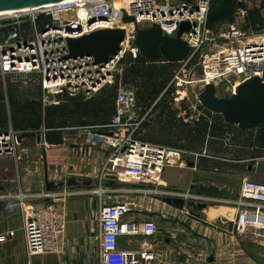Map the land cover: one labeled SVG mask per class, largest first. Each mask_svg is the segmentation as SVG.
<instances>
[{
  "label": "built area",
  "instance_id": "built-area-1",
  "mask_svg": "<svg viewBox=\"0 0 264 264\" xmlns=\"http://www.w3.org/2000/svg\"><path fill=\"white\" fill-rule=\"evenodd\" d=\"M210 4L211 0H68L0 16V74L5 81L41 86L44 97L64 94L74 97L79 93L89 97L106 86L116 85L120 61L126 54L134 59L141 54L135 44L136 25L148 28L157 23L163 34L176 36L181 24L188 21L191 28L182 38L191 51L186 59L179 61L181 68L174 70L167 87L173 88L175 101L183 102L189 98V87L199 86L201 89L195 97L201 104L199 93L205 86L213 84L218 90L223 82L229 81L233 85L226 92H232L238 84L252 76L262 77L264 72V32H250L235 21L224 23L217 30L209 28ZM125 14L134 20L125 22ZM12 24L30 27L9 33L2 31L4 25ZM125 24L132 26L130 30ZM119 27L126 28V38L122 50L107 63H95L92 56H67L68 38ZM127 37L131 40L129 49L125 47ZM194 57H200V69L194 70L195 73L191 72L193 66L190 68ZM126 86L121 82L117 85L115 113L109 123L83 127L87 143L105 146L110 151L103 166V177L123 184H148L151 193L206 203V194L163 187L165 167L182 160V153L135 138L142 120L138 118L135 89ZM21 139L20 132L12 127L0 130V155L10 154L17 160L28 157L30 149L22 146ZM105 191L100 187L95 192L103 197ZM239 192L240 197L234 198L238 208L236 231L258 236L264 231V182L245 180ZM72 194L67 188L39 193L21 189L16 193L0 192V202H5L8 211L23 215L26 252L30 259L63 252L67 223L57 202ZM37 199L42 200L39 206L29 203ZM100 203L99 249L96 259L86 264H154L155 254L148 242L136 249H125L121 248L120 239L140 233L150 238L156 234L157 224L151 219L142 224L134 219L127 221V215L135 211L131 202L100 200ZM15 235L16 230L11 229L0 234V241Z\"/></svg>",
  "mask_w": 264,
  "mask_h": 264
},
{
  "label": "crops",
  "instance_id": "crops-1",
  "mask_svg": "<svg viewBox=\"0 0 264 264\" xmlns=\"http://www.w3.org/2000/svg\"><path fill=\"white\" fill-rule=\"evenodd\" d=\"M262 3L264 8V0ZM9 27L13 28L8 30ZM29 27L28 24L23 27L4 25L2 31L9 33ZM20 88L25 93L21 100L16 99L20 104L26 105L33 100L42 101L43 106L60 103L52 102L59 99L57 96L44 97L39 85H20ZM138 88V85L134 86L135 90ZM158 100L159 97L150 106L138 100V118L142 122L135 138L182 153V160L165 167L163 187L184 189L192 183H213L239 190L243 181L248 179L264 182V165L260 166L264 164V122L253 129H242L198 102L188 105L186 101L174 99L170 102L174 115L166 111L161 114L162 106L155 107ZM27 111L31 113L30 108ZM39 113L29 117L21 114L17 128L9 121L7 128L20 132L21 144L30 149V154L18 160L10 154L0 155V192L16 193L20 189L33 193L45 191L47 176L49 181H64L63 187L53 189L61 191L67 188L73 192L57 202L67 223L62 242L66 254L59 258L57 264L90 263L98 252L92 250L93 235L99 233V226L96 233L92 230L91 211L95 202L100 205V200L104 203L127 201L130 192L137 194L145 190L138 187L147 189L151 186L144 183L117 184L103 177V166L110 151L105 146L87 147L83 134V127L106 125L102 122L103 117H99L101 121L97 123L88 121L91 123L88 125L68 122L61 127H47L40 116L42 112ZM40 146L46 148H43L41 163L38 158ZM50 151L53 152L51 157ZM70 179L74 180L68 185ZM100 187L106 190L103 197L95 192ZM150 194L156 196L155 193ZM206 198L207 207L200 213L220 218L222 225L211 224L202 218L197 221L193 217L191 228L174 233L157 226L156 234L147 240L155 254L154 264H264V231L255 236L230 229L232 215L236 218L238 211L234 198L213 195ZM41 201L30 200L29 203L39 206ZM170 207H165L161 213L169 212ZM189 210L179 211L189 215ZM0 216L4 217L0 224L3 234L15 229V221L23 222L22 213L8 211L5 202H0ZM133 237L123 236L121 248L136 249L145 242L137 235Z\"/></svg>",
  "mask_w": 264,
  "mask_h": 264
},
{
  "label": "water",
  "instance_id": "water-1",
  "mask_svg": "<svg viewBox=\"0 0 264 264\" xmlns=\"http://www.w3.org/2000/svg\"><path fill=\"white\" fill-rule=\"evenodd\" d=\"M62 1L68 0H0V13ZM123 20L131 22L134 18L125 14ZM190 28L191 23L185 21L176 32V36H169L163 34L157 23L148 28H140L136 25L135 44L140 53L149 60L165 59L170 62H179L186 59L191 51L188 42L182 38V34ZM126 34V28L119 27L99 29L81 37L68 38L67 56L72 58L92 56L95 63H107L122 50V42ZM199 100L208 110L222 114L229 123L238 124L242 129L256 128L264 122V72L262 77L252 76L238 84L234 93L229 96H219L215 85H207L199 93ZM73 180L70 179L67 184L70 185ZM115 183L123 184L119 181ZM46 185L47 190H53L63 187L65 182L49 181L47 176ZM182 190L213 196L240 197L238 189L229 186L219 187L213 183H192ZM156 197L176 209H190L189 215L199 220L201 217L199 210L207 207L208 204L186 200L183 197L162 195ZM229 228L236 230L235 221H230Z\"/></svg>",
  "mask_w": 264,
  "mask_h": 264
},
{
  "label": "trees",
  "instance_id": "trees-1",
  "mask_svg": "<svg viewBox=\"0 0 264 264\" xmlns=\"http://www.w3.org/2000/svg\"><path fill=\"white\" fill-rule=\"evenodd\" d=\"M262 7H249L242 0H211L210 8L207 16V26L217 30L223 23H231L235 21V16L239 10L245 11L244 27L260 31L264 29V14ZM41 25L42 23H38ZM13 27H9L11 30ZM197 61L196 57L191 60V64ZM177 62H170L165 59L152 61L142 54L137 58H133L130 54H126L120 61L122 65V73L116 75V85L106 86L98 93L87 97L84 93L71 97L67 94L58 96L61 102L54 105H42V101L33 100L26 105L20 104L12 96L7 102L5 97L0 96V130L8 127L9 121L14 128L19 127L21 114L27 117L41 113L45 126H58L68 122H76L81 125L100 122L99 117H103L104 124L111 121L116 108L117 85L118 83L127 84L132 80L139 86L135 90L136 101L143 102L146 106H150L158 97L155 107L162 106L160 113H170L174 115L175 110L171 108L170 102L173 101V89L167 87L172 74L174 73ZM31 109V114L28 112ZM28 112V113H27ZM26 118V117H25ZM34 119V118H33ZM93 123V124H94ZM48 134V133H47ZM50 139V135H47ZM148 185V184H147Z\"/></svg>",
  "mask_w": 264,
  "mask_h": 264
},
{
  "label": "rangeland",
  "instance_id": "rangeland-1",
  "mask_svg": "<svg viewBox=\"0 0 264 264\" xmlns=\"http://www.w3.org/2000/svg\"><path fill=\"white\" fill-rule=\"evenodd\" d=\"M246 2V4L249 7H262V0H242ZM262 13L264 14V8H262ZM245 11L244 10H239L237 15L235 16V22H237L240 26H244L245 24ZM226 24V23H225ZM224 25V23H223ZM250 32H264L263 30L256 31L249 29ZM131 43V40H129L126 44L125 47L129 49V44ZM197 61L195 63L190 64L192 68L191 72L195 73L200 69V57H196ZM182 63L176 64L175 70H178L181 68ZM189 65V64H188ZM189 65V66H190ZM122 66V65H120ZM122 68V67H121ZM136 82V81H135ZM135 82L132 80L131 82H128V88H134L136 85ZM170 82V81H169ZM233 83L229 81H225L221 84L220 89L217 90V93H221L222 96H229L234 93L233 90L232 92H226L227 87L230 86L232 87ZM225 87V89H224ZM173 89V88H171ZM199 86L195 88L189 87L188 89V99L186 100L188 102V105L191 104H197V99L195 97V93L199 91ZM174 91V90H173ZM229 91V90H228ZM25 93L22 92L20 85L18 83L12 82L10 80L5 81L0 74V96L5 97L6 101L8 102L10 97L12 96L14 99L21 100L24 97ZM51 96L48 95V98ZM58 97V96H57ZM59 102H61L60 99ZM175 101V99H174ZM87 147H97V146H91L89 143L86 142ZM43 146H40L38 148V158L39 163L42 161V152H43ZM46 149V148H45ZM50 150L53 149L49 148ZM35 151V149H33ZM52 151H50V157L52 155ZM264 164H260V166H263ZM164 185V183H163ZM139 189H145L144 191H141L140 193L137 194H132L131 192L128 194V198L126 199L127 202H131L133 205V208H135V211H132L130 214L127 215L126 220H137L139 221L140 224H142L144 221L148 220L149 218L153 220L157 226H161L162 229H164L165 232H176L179 229H189L193 225V217L187 214V212L179 211L178 209H172L170 206H167L168 204L159 200L156 196L159 194H156L154 197L151 195L150 190L151 188H145V187H138ZM130 190V189H129ZM168 208L169 212L166 213H161V210L164 208ZM99 210V205L98 202H95V205L93 207V211H91V222L93 223V232L96 233V228L99 226V220H98V211ZM198 211V210H197ZM29 214H32V210H28ZM201 212V210H199ZM3 216H0V224L3 221ZM202 219L207 220L211 224H218L222 225V221L220 218L216 219V217L208 216V214H203L201 213ZM235 217L232 215L231 221H235ZM197 221H201L196 218ZM210 225V224H208ZM13 226L16 230V235L12 239H7L5 242L0 241V264H57L58 260L62 255H65L66 253L63 251L61 253H56V254H51V253H45L41 254L38 256L33 257L32 259L29 258V256L26 253V241H25V233L23 229V222H17L15 221L13 223ZM141 226V225H140ZM142 227V226H141ZM0 234H3V232L0 231ZM127 236V235H126ZM125 236V238H126ZM141 240H144L145 242H148L149 237L143 235L142 233L137 235ZM129 238L134 239L135 237L129 236ZM143 242V243H145ZM99 249V233L93 235L92 239V250L98 251Z\"/></svg>",
  "mask_w": 264,
  "mask_h": 264
},
{
  "label": "bare ground",
  "instance_id": "bare-ground-1",
  "mask_svg": "<svg viewBox=\"0 0 264 264\" xmlns=\"http://www.w3.org/2000/svg\"><path fill=\"white\" fill-rule=\"evenodd\" d=\"M49 5V4H48ZM38 7V6H36ZM33 8V7H31ZM31 8H25V9H19V10H13V11H7V12H1L0 16H10V15H14V14H20L23 13L25 11H28ZM126 27H128V29L130 30V28L132 27L130 24H125ZM129 41V38L127 37L125 44ZM170 159H173V157H169ZM206 208V207H205ZM204 209V208H203ZM202 209V210H203Z\"/></svg>",
  "mask_w": 264,
  "mask_h": 264
}]
</instances>
